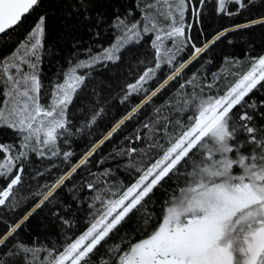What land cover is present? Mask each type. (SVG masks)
Segmentation results:
<instances>
[{"label": "snow or ice", "instance_id": "6c2138e0", "mask_svg": "<svg viewBox=\"0 0 264 264\" xmlns=\"http://www.w3.org/2000/svg\"><path fill=\"white\" fill-rule=\"evenodd\" d=\"M0 264H264V0H0Z\"/></svg>", "mask_w": 264, "mask_h": 264}, {"label": "trees", "instance_id": "16d2710c", "mask_svg": "<svg viewBox=\"0 0 264 264\" xmlns=\"http://www.w3.org/2000/svg\"><path fill=\"white\" fill-rule=\"evenodd\" d=\"M111 147V146H109ZM38 223V221H33V226L35 227V225Z\"/></svg>", "mask_w": 264, "mask_h": 264}]
</instances>
